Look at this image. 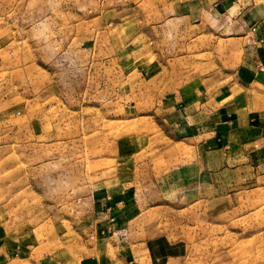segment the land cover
I'll use <instances>...</instances> for the list:
<instances>
[{
    "label": "rangeland",
    "instance_id": "obj_1",
    "mask_svg": "<svg viewBox=\"0 0 264 264\" xmlns=\"http://www.w3.org/2000/svg\"><path fill=\"white\" fill-rule=\"evenodd\" d=\"M198 5L0 0V256L55 230L71 264H264L263 184L209 187L179 110L241 46Z\"/></svg>",
    "mask_w": 264,
    "mask_h": 264
},
{
    "label": "crops",
    "instance_id": "obj_2",
    "mask_svg": "<svg viewBox=\"0 0 264 264\" xmlns=\"http://www.w3.org/2000/svg\"><path fill=\"white\" fill-rule=\"evenodd\" d=\"M208 5H204L206 2ZM202 10L208 6L226 19V29L241 46L228 80L218 87L197 86L182 102L179 110L193 125L194 154L199 157V170L206 175L209 187L223 183L222 175L239 188L264 186V0H193ZM201 142H204L201 144ZM207 142V143H206ZM194 148V147H193ZM220 187V185H219ZM13 246L1 247L0 260L26 264H71L73 252H54L64 241L55 230H46ZM52 256V257H49ZM67 258H66V257ZM49 257V258H48ZM69 260V261H68ZM54 261V262H53Z\"/></svg>",
    "mask_w": 264,
    "mask_h": 264
}]
</instances>
